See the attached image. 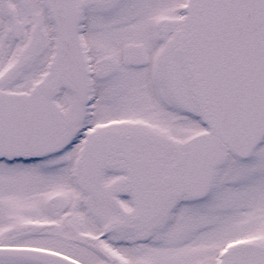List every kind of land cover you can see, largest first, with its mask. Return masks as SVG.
Wrapping results in <instances>:
<instances>
[{
  "label": "snow or ice",
  "instance_id": "obj_1",
  "mask_svg": "<svg viewBox=\"0 0 264 264\" xmlns=\"http://www.w3.org/2000/svg\"><path fill=\"white\" fill-rule=\"evenodd\" d=\"M0 264H264V0H0Z\"/></svg>",
  "mask_w": 264,
  "mask_h": 264
}]
</instances>
